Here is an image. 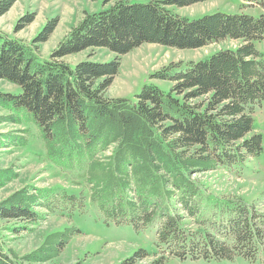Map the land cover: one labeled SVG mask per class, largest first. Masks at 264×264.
Segmentation results:
<instances>
[{
  "label": "trees",
  "instance_id": "1",
  "mask_svg": "<svg viewBox=\"0 0 264 264\" xmlns=\"http://www.w3.org/2000/svg\"><path fill=\"white\" fill-rule=\"evenodd\" d=\"M201 1H117L86 15L48 58L35 40L0 32V79L20 87L19 93L0 91V124L24 126L0 132V148L28 146L34 129L44 160L87 189L26 185L0 202V220L21 221L25 230L48 214L72 222L25 255L5 247L0 235V264L56 259L82 233L76 224L95 215L135 231L154 227L156 250L136 249L135 261L255 260L264 248V220L257 219L264 214L254 204L251 214L241 196L210 192L195 174L230 171L263 151L254 121L257 107L264 108V14L189 19L172 8ZM15 2L2 0L0 16ZM226 41L239 44L187 62L185 69L170 64L152 73L171 82L169 91L144 84L136 100L107 94L121 57L144 43L196 49ZM89 48H106L116 58L63 60ZM18 176L14 164L1 168L0 188Z\"/></svg>",
  "mask_w": 264,
  "mask_h": 264
},
{
  "label": "rangeland",
  "instance_id": "2",
  "mask_svg": "<svg viewBox=\"0 0 264 264\" xmlns=\"http://www.w3.org/2000/svg\"><path fill=\"white\" fill-rule=\"evenodd\" d=\"M117 1L146 3L150 0H16L13 6L0 16V32L31 43L38 44L42 58L55 53L64 38L77 27L88 14L109 8ZM2 0H0L1 4ZM174 12L189 19H198L217 12L235 14L246 13L255 17L264 14V0H204L184 7H172ZM53 27L48 31L49 27ZM23 27V28H21ZM20 28V29H19ZM48 31V32H47ZM47 33L45 41H38ZM237 41H226L203 48L179 49L158 43H144L121 57V67L107 94L112 97H126L136 100L144 84H155L169 91L171 82L152 78L151 74L164 67L175 64L185 69L186 63L209 57L221 48L235 47ZM116 54L106 48H89L63 60L70 63L91 60L109 62ZM0 91L19 93L20 87L0 79ZM5 112L0 110V115ZM12 123L0 124V132H14L23 128ZM255 131L263 139V151L260 155L247 160L243 165L228 169L200 172L195 176L204 183L210 192L226 196H241L261 215L264 214V108L257 107L254 121ZM30 142L25 147L0 148V169L14 164L19 176L0 188V202L13 191L26 185L36 187H65L68 191L78 192L85 189L65 177L51 162L44 160L43 144L33 129ZM18 133V132H17ZM87 190V189H85ZM46 213V210H43ZM251 214L253 209L250 208ZM264 218V217H263ZM262 216L257 218L264 220ZM25 224L16 220H0V235L5 247H11L20 255L38 248L45 238L55 232L72 226L66 217L57 214L47 215L46 220L31 226V230L22 229ZM82 233L76 234L62 247V253L56 259L32 264H126L135 261V251L145 248L156 250L154 227L135 231L130 226L107 225L102 218L85 219L76 224ZM13 227L19 230L11 231ZM150 258L135 261L134 264H146ZM173 259L166 264H180ZM184 264H264V248L260 247L254 261L237 257L232 261H186Z\"/></svg>",
  "mask_w": 264,
  "mask_h": 264
},
{
  "label": "bare ground",
  "instance_id": "3",
  "mask_svg": "<svg viewBox=\"0 0 264 264\" xmlns=\"http://www.w3.org/2000/svg\"><path fill=\"white\" fill-rule=\"evenodd\" d=\"M22 44V43H21Z\"/></svg>",
  "mask_w": 264,
  "mask_h": 264
}]
</instances>
